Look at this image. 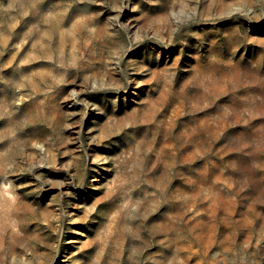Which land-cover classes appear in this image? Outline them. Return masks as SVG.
Masks as SVG:
<instances>
[{
	"label": "rangeland",
	"instance_id": "1",
	"mask_svg": "<svg viewBox=\"0 0 264 264\" xmlns=\"http://www.w3.org/2000/svg\"><path fill=\"white\" fill-rule=\"evenodd\" d=\"M0 264H264V0H0Z\"/></svg>",
	"mask_w": 264,
	"mask_h": 264
}]
</instances>
